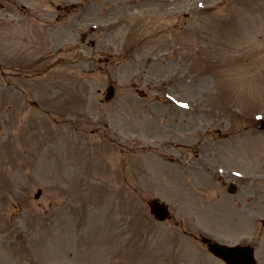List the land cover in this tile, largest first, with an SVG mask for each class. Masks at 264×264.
<instances>
[{"label": "rangeland", "instance_id": "374dc122", "mask_svg": "<svg viewBox=\"0 0 264 264\" xmlns=\"http://www.w3.org/2000/svg\"><path fill=\"white\" fill-rule=\"evenodd\" d=\"M0 3V264H224L248 190L205 209L200 166L264 175V0Z\"/></svg>", "mask_w": 264, "mask_h": 264}, {"label": "flooded vegetation", "instance_id": "af4514ba", "mask_svg": "<svg viewBox=\"0 0 264 264\" xmlns=\"http://www.w3.org/2000/svg\"><path fill=\"white\" fill-rule=\"evenodd\" d=\"M229 187V186H227ZM247 189L251 190L246 200V212L253 217L257 214H264V193L254 190L253 186H246ZM220 193H223V189L220 188ZM250 243L254 248L257 259H263L264 261V224L260 226L254 225L253 229L250 230Z\"/></svg>", "mask_w": 264, "mask_h": 264}, {"label": "water", "instance_id": "95a60500", "mask_svg": "<svg viewBox=\"0 0 264 264\" xmlns=\"http://www.w3.org/2000/svg\"><path fill=\"white\" fill-rule=\"evenodd\" d=\"M111 94H112V89L110 87L108 89L106 99H109ZM263 126H264V122H263ZM150 206H151V212L155 215L157 219L163 220L169 216L166 207L162 203L158 202L156 199L150 200ZM207 243L209 250H211L215 254L221 253L223 260L227 264H254L253 259H235L234 254H237V252H233V251L237 249L234 247L219 246L217 245V243L211 241H207Z\"/></svg>", "mask_w": 264, "mask_h": 264}, {"label": "snow or ice", "instance_id": "6c2138e0", "mask_svg": "<svg viewBox=\"0 0 264 264\" xmlns=\"http://www.w3.org/2000/svg\"><path fill=\"white\" fill-rule=\"evenodd\" d=\"M185 107H187V105H184Z\"/></svg>", "mask_w": 264, "mask_h": 264}]
</instances>
